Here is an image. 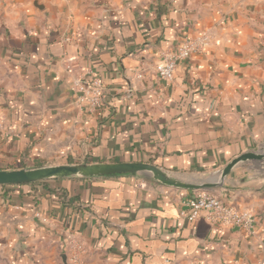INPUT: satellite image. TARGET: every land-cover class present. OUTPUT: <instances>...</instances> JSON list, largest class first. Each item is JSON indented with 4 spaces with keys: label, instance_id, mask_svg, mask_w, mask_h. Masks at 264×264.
I'll list each match as a JSON object with an SVG mask.
<instances>
[{
    "label": "crops",
    "instance_id": "crops-1",
    "mask_svg": "<svg viewBox=\"0 0 264 264\" xmlns=\"http://www.w3.org/2000/svg\"><path fill=\"white\" fill-rule=\"evenodd\" d=\"M42 2L0 0V169L143 161L210 175L264 153V2ZM186 41L200 47L159 77ZM89 78L105 93L94 113L74 90ZM209 190L252 215L254 234L190 219L192 190L146 173L0 185V264H264V161Z\"/></svg>",
    "mask_w": 264,
    "mask_h": 264
},
{
    "label": "water",
    "instance_id": "water-1",
    "mask_svg": "<svg viewBox=\"0 0 264 264\" xmlns=\"http://www.w3.org/2000/svg\"><path fill=\"white\" fill-rule=\"evenodd\" d=\"M34 4L39 9L44 8V4H40L37 0ZM249 160L264 161V153L260 151L242 153L232 159L219 173L210 174L205 178L175 175L149 162L120 161L47 165L29 169H0V185L31 184L65 177L91 178L146 173L154 180L168 187L183 190L215 189L224 185L225 178L232 172L236 165Z\"/></svg>",
    "mask_w": 264,
    "mask_h": 264
},
{
    "label": "built area",
    "instance_id": "built-area-1",
    "mask_svg": "<svg viewBox=\"0 0 264 264\" xmlns=\"http://www.w3.org/2000/svg\"><path fill=\"white\" fill-rule=\"evenodd\" d=\"M199 47L200 44L186 41L177 50L166 53L163 63L157 66L159 77L171 80L177 69L179 60L187 59L190 53ZM74 90L77 101L88 112L94 113L103 107L105 93L103 85L98 78L76 81ZM188 207L190 208V219L202 216L207 218L213 225L239 227L251 235L255 232V219L252 215L241 211L236 205L225 202L212 190H192Z\"/></svg>",
    "mask_w": 264,
    "mask_h": 264
},
{
    "label": "rangeland",
    "instance_id": "rangeland-1",
    "mask_svg": "<svg viewBox=\"0 0 264 264\" xmlns=\"http://www.w3.org/2000/svg\"><path fill=\"white\" fill-rule=\"evenodd\" d=\"M35 1L36 0H16V3H26V4L29 3L35 9H39L38 7L35 6V4H34ZM37 1H39L40 4L44 3V2H42V0H37ZM257 1L264 2V0H224V2H226V5L237 3V4H240L241 7H245L248 10H253V8H254L253 6L257 5V3H256ZM181 176H183V175H181ZM184 176H197L200 178H205V177H208L209 174L208 173H191V174H186ZM73 259H74V257H73Z\"/></svg>",
    "mask_w": 264,
    "mask_h": 264
}]
</instances>
